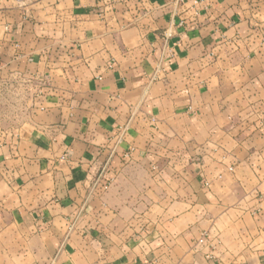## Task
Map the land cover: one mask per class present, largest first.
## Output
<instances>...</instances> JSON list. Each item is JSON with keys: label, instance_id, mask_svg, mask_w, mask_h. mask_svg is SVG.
<instances>
[{"label": "crops", "instance_id": "0c3cea01", "mask_svg": "<svg viewBox=\"0 0 264 264\" xmlns=\"http://www.w3.org/2000/svg\"><path fill=\"white\" fill-rule=\"evenodd\" d=\"M0 264H264V0H0Z\"/></svg>", "mask_w": 264, "mask_h": 264}, {"label": "built area", "instance_id": "2783aa9c", "mask_svg": "<svg viewBox=\"0 0 264 264\" xmlns=\"http://www.w3.org/2000/svg\"><path fill=\"white\" fill-rule=\"evenodd\" d=\"M172 37V32H168L165 34V39H169ZM108 187V183L104 184L103 188L106 189Z\"/></svg>", "mask_w": 264, "mask_h": 264}]
</instances>
